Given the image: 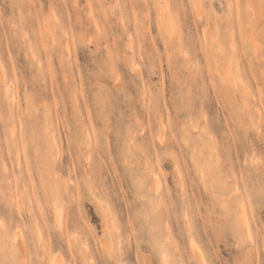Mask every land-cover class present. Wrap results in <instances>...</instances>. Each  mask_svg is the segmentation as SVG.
Segmentation results:
<instances>
[{
    "label": "rangeland",
    "instance_id": "rangeland-1",
    "mask_svg": "<svg viewBox=\"0 0 264 264\" xmlns=\"http://www.w3.org/2000/svg\"><path fill=\"white\" fill-rule=\"evenodd\" d=\"M0 264H264V0H0Z\"/></svg>",
    "mask_w": 264,
    "mask_h": 264
},
{
    "label": "bare ground",
    "instance_id": "bare-ground-1",
    "mask_svg": "<svg viewBox=\"0 0 264 264\" xmlns=\"http://www.w3.org/2000/svg\"><path fill=\"white\" fill-rule=\"evenodd\" d=\"M243 210H244V209L241 207V212H243ZM242 215H243V213H242ZM244 215H245V212H244ZM244 215H243V216H244ZM243 216H242V222H243V224H245V225L247 224V225H248V221H247V223L243 221ZM245 217H246V219H247V216H246V215H245ZM245 217H244V218H245ZM247 225H246V228H247ZM248 229H249V228H248ZM193 247H194V246H193ZM201 258H202V257H201ZM202 259H203V258H202Z\"/></svg>",
    "mask_w": 264,
    "mask_h": 264
}]
</instances>
